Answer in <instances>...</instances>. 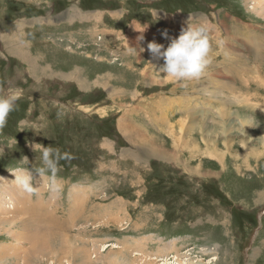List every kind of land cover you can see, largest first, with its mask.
<instances>
[{
  "label": "rangeland",
  "instance_id": "obj_1",
  "mask_svg": "<svg viewBox=\"0 0 264 264\" xmlns=\"http://www.w3.org/2000/svg\"><path fill=\"white\" fill-rule=\"evenodd\" d=\"M253 1L0 0V95L18 93L0 127V264H264ZM189 16L210 28L211 63L181 84L147 45L167 48ZM30 142L67 154L59 193L38 173L31 196L11 182L42 167Z\"/></svg>",
  "mask_w": 264,
  "mask_h": 264
},
{
  "label": "clouds",
  "instance_id": "obj_2",
  "mask_svg": "<svg viewBox=\"0 0 264 264\" xmlns=\"http://www.w3.org/2000/svg\"><path fill=\"white\" fill-rule=\"evenodd\" d=\"M210 28L206 22H193L191 16L187 21V27L181 30L178 38L171 40L167 48L156 42L147 45L153 60H163V64L154 66L158 73L165 79L183 84L186 81L198 80L204 74L211 63L210 57ZM138 40H143V32ZM167 38V31L163 33ZM140 52L145 51L144 48L139 49ZM18 93L9 95H0V127H3L9 114L15 110ZM33 151L40 150L39 159L42 167L32 169L16 168L9 172L15 177L11 182L18 189L29 196L36 194L39 187L47 188L51 193L56 194L61 190V184L58 180V163L59 160L66 158L67 154H61L58 148L52 146L44 147L41 144L29 143ZM22 160H28L23 157ZM38 173L42 178V184L39 187L34 186V174Z\"/></svg>",
  "mask_w": 264,
  "mask_h": 264
},
{
  "label": "bare ground",
  "instance_id": "obj_3",
  "mask_svg": "<svg viewBox=\"0 0 264 264\" xmlns=\"http://www.w3.org/2000/svg\"><path fill=\"white\" fill-rule=\"evenodd\" d=\"M263 1V0H262ZM257 2H258V5H257ZM253 3H255V4H253L252 5V8H254V10L255 9H257V8H255L256 7V5L257 6H261V3H260V0H255V2L253 1ZM263 5V4H262ZM251 8V7H250ZM251 8V9H252ZM260 8V7H259ZM253 10V9H252ZM259 10V9H258ZM259 12V11H258ZM257 12V13H258ZM128 126V125H127ZM127 126H124V127H127ZM128 128V127H127ZM133 128V127H132ZM133 130H134V128H133ZM139 134V133H138ZM18 237H19V235H18ZM22 237V236H21ZM38 240V239H37ZM69 240V239H68ZM62 241V240H61ZM42 242V241H41ZM35 243V242H34ZM68 244H70V243H68ZM130 246V245H129ZM72 247V246H71ZM65 248V247H64ZM83 248V247H82ZM76 249V248H75ZM83 249H85V248H83ZM63 250H65V249H63ZM68 250H69V248H68ZM73 250V249H72ZM85 250H87V249H85ZM32 251V250H31ZM46 252V250H43V249H41V248H39V250H36V249H34L29 255V261L31 260V261H33L32 260V258H35V259H39L40 257H41V255L43 256V255H45V254H43L44 252ZM61 251V250H60ZM70 251V250H69ZM84 251V250H83ZM138 251V250H137ZM74 253V250L73 251H71L70 253ZM85 252V251H84ZM129 252V251H128ZM77 253H79V252H77ZM134 253H137V252H134ZM139 253V252H138ZM57 254V253H56ZM123 256H125V254H123V253H121ZM87 255V254H86ZM127 255H128V253H127ZM139 255V254H138ZM74 256H76V257H78L77 256V254L75 253L74 254ZM129 256V255H128ZM128 256H126V257H128ZM75 257V258H76ZM89 257V256H88ZM136 257V256H135ZM144 258V257H143ZM56 259H58V257L56 258ZM90 259V258H89ZM128 259V258H127ZM180 259V258H179ZM92 260V259H91ZM144 260V259H143ZM178 260V259H177ZM176 260V261H177ZM35 261H37V260H35ZM35 261H33V262H35ZM90 261V260H89ZM142 261V260H141ZM144 263L143 264H157L155 261H143ZM168 261L166 260L165 261V263L164 264H166ZM184 262V261H183ZM183 262H176V263H178V264H183ZM32 263V262H31ZM30 263V264H31ZM92 263V262H91ZM190 263V262H189ZM90 264V263H89ZM93 264V263H92ZM123 264V263H122ZM175 264V263H174Z\"/></svg>",
  "mask_w": 264,
  "mask_h": 264
}]
</instances>
